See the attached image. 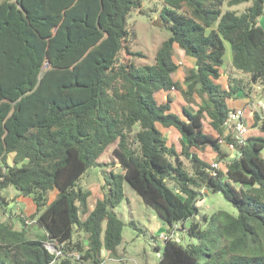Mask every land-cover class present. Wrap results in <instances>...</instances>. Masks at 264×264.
<instances>
[{"label": "trees", "instance_id": "trees-1", "mask_svg": "<svg viewBox=\"0 0 264 264\" xmlns=\"http://www.w3.org/2000/svg\"><path fill=\"white\" fill-rule=\"evenodd\" d=\"M163 2L160 25L170 34L152 63L136 65L141 52L125 45L126 19L142 0L0 1V192L13 186L31 197L29 217L43 230L30 238L24 225L0 219V264H103L102 251L114 254L122 241L114 208L124 182L167 228L180 224L194 240L167 238L157 264H264V115L253 111L261 134L242 144L224 126L227 98L264 87V0ZM242 2H249L242 11L230 8ZM225 42L244 75L227 74V89L216 82ZM175 47L194 58L182 80L174 79ZM171 89L196 110L183 105L181 116L169 94L157 100ZM157 125L177 130L179 152ZM222 140L235 151L225 169L192 151L209 147L223 159ZM108 152L120 171L103 175L102 195L88 211L91 191L80 178ZM203 188L222 193L235 212L200 215Z\"/></svg>", "mask_w": 264, "mask_h": 264}, {"label": "rangeland", "instance_id": "rangeland-1", "mask_svg": "<svg viewBox=\"0 0 264 264\" xmlns=\"http://www.w3.org/2000/svg\"><path fill=\"white\" fill-rule=\"evenodd\" d=\"M1 1V0H0ZM249 2H242L231 7L235 8L236 11H242ZM164 6L163 0H142L140 8L133 9L127 16V29L129 31L128 40L125 42L127 48L134 52H141V55L133 56L132 59L136 65L150 64L154 60V54L160 43L168 38L169 30L160 25L159 14ZM227 6L224 3L223 8ZM264 11L259 17L261 25ZM176 48V47H175ZM181 51L177 52L179 59H182L180 55ZM124 56H127L123 52ZM185 55V54H184ZM186 60H192L193 57L185 55ZM178 61V60H177ZM227 72H232L233 75L240 76L241 73L234 71L231 65V51L229 43L225 42V53L223 56V64L221 66ZM185 65L180 67L178 75L181 76L185 72ZM177 76V80H179ZM184 86V85H183ZM254 91V89L252 90ZM177 98L180 93L175 92ZM174 95V96H176ZM259 97V96H258ZM174 98L172 102L178 105ZM180 100V101H179ZM178 102L186 105L192 111L196 110V106L193 104L186 103L183 98H179ZM177 107L175 109H177ZM259 110L262 111L260 108ZM244 112V111H243ZM138 125L135 126V129ZM168 143H172L176 150L180 151V143L178 137L175 135H164ZM206 152L201 153L203 160H209L210 164H217L220 169H225V164L228 156L233 154L232 148H230L226 142L221 141V150L225 156L223 159L218 160L217 156L212 154L213 151L209 147H206ZM13 153H9L8 162H11ZM185 164L188 162L182 157ZM218 160V161H217ZM101 165L89 168L85 174L80 178V185L83 188H88L93 194L88 198L89 204H92L93 199L100 197L101 184L103 181V175L108 173L110 170L114 172L120 171L119 163L110 154V152L104 154L100 160ZM3 167L2 165H0ZM125 198L122 200L121 205H117L114 211L123 220L124 225L122 228V240L124 241L126 248L121 247L114 254H109L106 250L102 251L103 264H157L159 253L163 249V241L158 238V233H155L157 225L164 226L165 223L162 219L157 216L154 210L125 182ZM203 198L198 201L200 206V215L211 214L218 209H225L231 213L235 212V208L228 202L222 193H213L207 188H203ZM4 201H0V219L2 221H8L12 223L16 228H20L21 225L26 227V236L30 238L40 237L43 234L42 229L35 222V218L29 217L35 210L34 202L31 197L19 195V191L13 186H8L2 190ZM56 195V189L53 188L48 191L47 199L51 201ZM29 198V199H28ZM127 198V199H126ZM32 200V201H31ZM23 202L25 207H22L20 203ZM25 203V204H24ZM156 215V218L153 217ZM81 217H85V214H80ZM25 217V221L22 220ZM26 223V224H24ZM189 224V221L185 223V226ZM177 240H180L182 244L193 242L192 238L186 235L185 230L180 224L176 226ZM158 247L159 251L156 250Z\"/></svg>", "mask_w": 264, "mask_h": 264}, {"label": "crops", "instance_id": "crops-1", "mask_svg": "<svg viewBox=\"0 0 264 264\" xmlns=\"http://www.w3.org/2000/svg\"><path fill=\"white\" fill-rule=\"evenodd\" d=\"M230 8L231 9H235L233 7H230ZM263 22H264V16L262 18V24H263ZM259 23H261L260 20H259ZM179 51H181L183 53V51L181 49H179V48L176 47L175 48V59L178 60V61L180 60L182 62L178 66V68L176 70V73H175V76H174V79H176V80H177V76L180 77L179 80H182V78H183L184 72L181 74V76L178 75L179 72H180V67L182 65H185L186 68H189V67H191L194 64V58H192V60H189V59L186 60L187 58L185 57L184 53H183V56H182V54H180L182 56V59H179L178 56H177V52H179ZM232 69L235 71L234 68H232ZM219 70H220V77L217 79L216 82L220 83V85H221L222 88L227 89L228 88L227 74H231L232 76H236V75H233L232 72L225 71L224 68H222V67H220ZM237 72H239V71H237ZM242 76L244 77V75L241 73L240 76H236V77H242ZM253 89H254V91H251L248 95L239 92L235 97H230V98H227L226 99L227 106H228L229 109H243V111H244L243 120H244V122L247 125L246 137L247 136H251V135H260L261 134L260 131L258 130V128L252 125V123H253V118H252L253 111H257L260 114L264 115V87L263 86H260L259 84H254L252 90ZM176 91H177L176 89H171L169 92L160 91L156 95L157 100L159 102H164L166 100L167 95L169 94L171 96V100H173L174 98H176L175 100H176L177 104L179 105L182 102L179 103L178 100H179V98H183V97L180 94L179 97L177 98V95L175 94ZM177 92H179V91H177ZM174 95H176V96H174ZM170 105H171V111L172 112L177 113V114H179V115L182 116L181 108H182V106L184 104H181V106L179 107L180 108L179 111H178V107H177L178 105H175L172 101H171V104ZM176 107H177V109H175ZM260 108L262 109V111L259 110ZM157 126L161 130L163 137H164L165 134L175 135L176 137H178V135H179V133L177 132V130L175 128H173V127L164 128V127H162L160 125H157ZM209 131L212 132V130H209ZM166 141H167V139H166ZM178 141H179V139H178ZM169 144H172V143H169ZM192 151L197 152V154L199 155V157L202 158L201 153H203V152L197 150L194 147H192ZM206 151H207V149H205L204 152H206ZM211 151H213V150H211ZM212 154L216 155V153L214 151L212 152ZM229 156H231V153H230ZM205 161L208 162L209 160H205ZM9 163H11V162H9ZM123 188L125 189V182L123 183ZM0 194H2V190H1ZM92 194L93 193L91 192L90 195L88 196V198L91 197ZM100 197H101V195H100ZM88 198H87V207H88V211H90L94 207L97 198L93 199L94 201L92 202V204H89ZM122 202L123 201H121L118 205H121ZM20 204L22 205V207H25V205H23V202L20 203ZM155 214H153V217L156 218V215L157 214L156 215ZM85 216H86V214H85ZM165 229H166V225H164V226L157 225V228L155 230V233L162 232ZM121 247H125L126 248V245H125V243H124L123 240L117 246V250H118V248H121Z\"/></svg>", "mask_w": 264, "mask_h": 264}, {"label": "built area", "instance_id": "built-area-1", "mask_svg": "<svg viewBox=\"0 0 264 264\" xmlns=\"http://www.w3.org/2000/svg\"><path fill=\"white\" fill-rule=\"evenodd\" d=\"M177 63L178 65H180L182 62L179 60L177 61ZM243 117H244L243 109H230L228 111L226 121L224 122V126L230 127L234 130V138L238 144L244 143L246 138L247 125L244 122ZM227 145L230 148H232V144H227ZM211 165L217 167V164H211ZM176 226L177 225L174 224L173 227L171 228L166 227L165 230L159 232L158 238L164 242L169 237H176L177 236ZM46 246L51 252H55L57 254L60 253L59 250H56V247L52 242H46ZM73 255L76 258L79 257L76 252H74Z\"/></svg>", "mask_w": 264, "mask_h": 264}, {"label": "water", "instance_id": "water-1", "mask_svg": "<svg viewBox=\"0 0 264 264\" xmlns=\"http://www.w3.org/2000/svg\"><path fill=\"white\" fill-rule=\"evenodd\" d=\"M47 65H48V63L45 64V66H47ZM234 153H235V151H233V154L231 155V157L234 156Z\"/></svg>", "mask_w": 264, "mask_h": 264}]
</instances>
